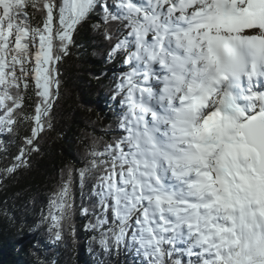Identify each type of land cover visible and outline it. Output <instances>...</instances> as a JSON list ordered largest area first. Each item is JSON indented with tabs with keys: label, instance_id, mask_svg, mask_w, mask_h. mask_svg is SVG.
Masks as SVG:
<instances>
[{
	"label": "snow or ice",
	"instance_id": "1",
	"mask_svg": "<svg viewBox=\"0 0 264 264\" xmlns=\"http://www.w3.org/2000/svg\"><path fill=\"white\" fill-rule=\"evenodd\" d=\"M97 10L106 62L128 66L111 96L119 132L102 151L94 140L77 170L81 194L91 181L98 199L75 206L69 169L43 216L48 230L66 242L73 216L99 207L87 227L106 257L264 264V0H0V137L31 123L0 187L54 129L61 62Z\"/></svg>",
	"mask_w": 264,
	"mask_h": 264
},
{
	"label": "trees",
	"instance_id": "2",
	"mask_svg": "<svg viewBox=\"0 0 264 264\" xmlns=\"http://www.w3.org/2000/svg\"><path fill=\"white\" fill-rule=\"evenodd\" d=\"M118 11L116 5L112 6ZM102 12L95 14L79 29L76 43L71 54L65 56L60 65L62 86L60 97L55 105L54 129L44 133L40 151L33 152L30 166L20 169L14 179L0 187V208H6L8 215H0V264H143V257L135 251L124 250L118 256L106 257L98 243L93 240L94 232L89 224L96 222L100 208L93 209L95 214L88 216L77 212L71 222L76 235L69 232L65 241H56L43 221L47 215L49 200L53 191L73 170L76 183L73 197L77 208L88 207L97 197H89L91 184L81 194L77 170L84 167L86 153L93 147L103 150L106 143L117 135V113L121 111L112 99L115 83L125 71L123 58L107 61L108 45L103 43L93 25H105L101 20ZM32 17V23L38 22ZM115 23V22H114ZM115 31V28H113ZM127 34L128 29H123ZM99 77V78H97ZM34 96L31 86L25 111L33 113ZM31 123L23 124L17 135L0 137L7 145V160L0 159V168L13 162L22 137L30 135ZM67 230V229H66ZM182 260L186 261L187 257Z\"/></svg>",
	"mask_w": 264,
	"mask_h": 264
},
{
	"label": "rangeland",
	"instance_id": "3",
	"mask_svg": "<svg viewBox=\"0 0 264 264\" xmlns=\"http://www.w3.org/2000/svg\"><path fill=\"white\" fill-rule=\"evenodd\" d=\"M138 2H142V0H137ZM127 68H128V66L127 65H125L124 66V70H127ZM181 247H183V245H181Z\"/></svg>",
	"mask_w": 264,
	"mask_h": 264
},
{
	"label": "bare ground",
	"instance_id": "4",
	"mask_svg": "<svg viewBox=\"0 0 264 264\" xmlns=\"http://www.w3.org/2000/svg\"><path fill=\"white\" fill-rule=\"evenodd\" d=\"M138 2V1H137ZM262 83H264V82H262Z\"/></svg>",
	"mask_w": 264,
	"mask_h": 264
}]
</instances>
